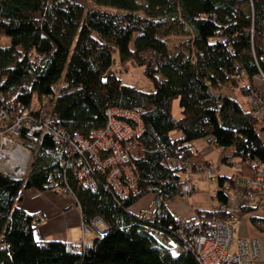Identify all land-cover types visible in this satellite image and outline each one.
Instances as JSON below:
<instances>
[{
    "label": "trees",
    "instance_id": "1",
    "mask_svg": "<svg viewBox=\"0 0 264 264\" xmlns=\"http://www.w3.org/2000/svg\"><path fill=\"white\" fill-rule=\"evenodd\" d=\"M5 37L8 44L1 42ZM115 49L125 71L129 60L144 67L152 90L126 83L117 73L106 74ZM236 68L239 81L233 80ZM260 74L264 0H0L3 99L29 106L48 95L42 116L54 117L67 132L84 137L106 127L108 107L135 111L143 128L122 140L136 176L135 191L120 196L104 181L97 188L84 187L70 175V194L83 217L106 223L104 234L84 248L72 241L38 240L34 228L41 213L19 204L24 188H56L48 173L66 153L49 132H42L26 175L16 180L0 171V264H201L193 252L174 257L153 245L145 224L170 233L179 227V216L171 213L167 201L184 194L188 166L195 172L196 165L211 162L193 148L195 139L232 147L222 162L229 156L237 159L243 174L251 175L258 161L264 163L258 131L264 113L259 116L252 102L245 109L221 91L225 85L238 86L248 96L264 98ZM61 78L57 91L54 86ZM97 175L104 178L105 173ZM232 177L218 174L219 204L198 210L203 222L229 217L220 203L227 201L224 187ZM148 194L154 198L144 210L152 218L130 209ZM251 220L264 231V216L254 214Z\"/></svg>",
    "mask_w": 264,
    "mask_h": 264
},
{
    "label": "built area",
    "instance_id": "2",
    "mask_svg": "<svg viewBox=\"0 0 264 264\" xmlns=\"http://www.w3.org/2000/svg\"><path fill=\"white\" fill-rule=\"evenodd\" d=\"M235 70L233 80L239 81L241 72L237 68ZM257 78L264 82V74ZM42 100L41 104L40 101H33L25 106L21 101L12 104L0 95V171L4 176L17 180L26 175L39 149L42 132H49L57 147L66 153L48 173L53 187L63 193H73L69 179L73 175L84 187L90 185L97 188L100 181H104L120 196L136 190V176L127 162L129 156L122 142L140 134L143 129L141 117L135 111L108 107L106 127L96 128L90 137H84L79 132H67L54 117H43L41 110L50 102V96L46 95ZM249 101L255 105V112L262 116L263 96L251 95ZM132 119L138 121L136 126H133ZM258 166L254 173L248 175L241 172L243 167L238 163L232 173L233 179L226 181L224 190L227 201H222L220 207L226 211L228 218H212L209 222H203L199 213L195 218L179 216V227L174 233L157 225L145 224L153 237V245L174 257L193 252L201 264H253L260 256L258 240L254 236L236 234L233 221L242 217L244 206L264 188V163L258 161ZM196 168L204 170L208 180H215L221 173L220 165L212 161L196 165ZM187 170L188 179L182 187L184 194L192 193L197 181L193 175L194 169L188 166ZM100 173H105L104 178L97 175ZM139 214L149 218L154 216L144 209ZM83 218L84 232L96 231L95 238L104 234L106 229L97 226L99 217L89 221ZM43 219L41 216L39 220ZM93 241L83 237L78 247L84 248Z\"/></svg>",
    "mask_w": 264,
    "mask_h": 264
},
{
    "label": "crops",
    "instance_id": "3",
    "mask_svg": "<svg viewBox=\"0 0 264 264\" xmlns=\"http://www.w3.org/2000/svg\"><path fill=\"white\" fill-rule=\"evenodd\" d=\"M204 139L205 141L198 142L196 148L201 153L203 160L208 159L212 162H222V156L224 154L228 155L226 154L227 148L214 145L207 140L206 137ZM233 161V157L229 156L228 161L222 163L228 165L232 164ZM199 172L206 175L204 170L197 169L193 172L194 178ZM197 182L198 181H196L195 189L192 192L193 196H195V193L200 190L197 187ZM151 195L154 198V195ZM181 196L182 195L175 196V198L167 201L168 207L175 217H194L198 215L199 209H209L218 205L213 204L209 208H206L203 204H198L200 201L195 202V200L191 205H188V203L186 201L184 202L182 198H178ZM153 198L150 201L149 206L143 207L139 209V211L150 208L152 206ZM19 204L30 212L41 213L44 217V219L34 228L35 237L40 241L60 239L79 243L83 237L93 240L95 238L96 231H83L82 223L84 218L82 207H80L75 197L70 193H62L57 188H45V190L37 187L24 188L22 191V200ZM131 211L138 210L132 209ZM243 211L244 214L242 217L233 221L235 225V233L257 238L260 245V256L255 259L253 264H264V231L258 228L251 220V216L254 214L262 217L264 216V188L258 191L254 200H252V202L247 205V209ZM247 214H249L248 217H246ZM97 226L100 229H106V223L102 218L97 222Z\"/></svg>",
    "mask_w": 264,
    "mask_h": 264
},
{
    "label": "rangeland",
    "instance_id": "4",
    "mask_svg": "<svg viewBox=\"0 0 264 264\" xmlns=\"http://www.w3.org/2000/svg\"><path fill=\"white\" fill-rule=\"evenodd\" d=\"M88 3H90L89 1H87ZM1 42L3 44H8L9 43V39L8 38H3L1 40ZM113 63L111 65V67L108 69L107 73H117L118 75H120L123 79L124 82H128L131 84H135V85H139L140 87H142L145 90H152L153 84L151 83V80L149 77H147L144 73H143V66L139 65L138 63H135L133 60H129L126 64H128V70H124V65L121 64V56L120 53L118 51V49H115L113 52ZM259 83H261L260 80H258ZM64 82V78H61V80H59L54 88L59 91V87L61 86V84ZM263 85V84H262ZM221 91L226 92L227 94H229L230 96H232L233 98L237 99L239 102H241V104L243 105V107L245 109L249 108L251 106V101H249V96L244 94L242 91H240V88L238 86L236 87H230L228 85H225L221 88ZM174 108H173V113L174 115H179L180 114V105H179V99H175L173 102ZM258 131L259 134H261L262 139L264 141V120H259L258 122ZM199 141H205L204 138H197L193 141V148H197L198 142ZM233 148L228 147L227 153L229 154L231 153ZM234 159V158H233ZM214 163L217 165H220V172L223 174H232L235 170H236V165L238 164V160L234 159V163L233 164H225L222 163L221 161H214ZM197 182V187L200 189L199 191H197L195 193V196H193L192 194L187 193L186 195L183 194L181 197L178 198H182L183 201L187 202L188 205H191L192 202H197L200 201L198 204H203L206 208H209L210 206H212L213 204L217 205L219 204V201L217 198H215V194L217 193L218 189H219V182L218 179L216 178L215 180H208V178L206 177L205 174H202L201 172L197 173L195 175ZM153 196L151 194H148L146 196H144L141 200L135 202L132 204L131 206V210H138L149 206L150 205V201L152 200ZM249 214L246 215V217H248ZM235 226V225H234Z\"/></svg>",
    "mask_w": 264,
    "mask_h": 264
},
{
    "label": "bare ground",
    "instance_id": "5",
    "mask_svg": "<svg viewBox=\"0 0 264 264\" xmlns=\"http://www.w3.org/2000/svg\"><path fill=\"white\" fill-rule=\"evenodd\" d=\"M35 156V155H34ZM26 160V159H25ZM28 162V161H27Z\"/></svg>",
    "mask_w": 264,
    "mask_h": 264
}]
</instances>
